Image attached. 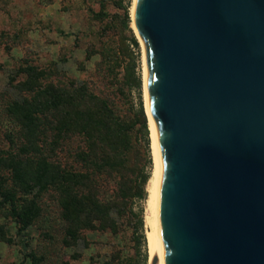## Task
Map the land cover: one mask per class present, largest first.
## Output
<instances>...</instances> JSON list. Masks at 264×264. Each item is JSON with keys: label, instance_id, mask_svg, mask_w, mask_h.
<instances>
[{"label": "water", "instance_id": "95a60500", "mask_svg": "<svg viewBox=\"0 0 264 264\" xmlns=\"http://www.w3.org/2000/svg\"><path fill=\"white\" fill-rule=\"evenodd\" d=\"M158 160L152 264H264V0H137Z\"/></svg>", "mask_w": 264, "mask_h": 264}, {"label": "rangeland", "instance_id": "374dc122", "mask_svg": "<svg viewBox=\"0 0 264 264\" xmlns=\"http://www.w3.org/2000/svg\"><path fill=\"white\" fill-rule=\"evenodd\" d=\"M133 3L0 0V264H150L144 216L154 157L145 49L132 28ZM57 80L85 81L101 94H111L114 88L125 93L120 107L135 115L137 128L141 126L129 153V213L125 216L111 210L104 223L93 215L89 225L83 223L86 215L74 205L84 201L76 197L68 204L64 177L57 190L46 183L52 162L64 171L72 161L62 153L56 159L60 164L51 160L54 152L49 151L43 136L37 143L42 151L32 152V156H49V167L35 165L31 175L22 172L27 169L23 154L28 157L31 153L28 144L32 133L41 127L26 128L19 110L35 102L36 89H47ZM143 119L146 128L142 127ZM73 166L81 168V164ZM42 168L48 170L43 172ZM135 187H139L138 192ZM104 189L108 194L113 190L112 185ZM21 211L28 215L24 228L16 215Z\"/></svg>", "mask_w": 264, "mask_h": 264}, {"label": "trees", "instance_id": "16d2710c", "mask_svg": "<svg viewBox=\"0 0 264 264\" xmlns=\"http://www.w3.org/2000/svg\"><path fill=\"white\" fill-rule=\"evenodd\" d=\"M134 43L137 44L135 40ZM48 75L51 77L52 73L49 72ZM109 81L107 83L110 85L112 82ZM33 94L35 102L21 107L19 116L23 117L21 122L26 128H41L32 133L28 144L31 153L28 157L24 153L22 157L27 169L22 172H29L31 175L35 165L49 167V156L39 159L32 156V152L39 154L42 151L37 143L40 141L39 136H43L49 151L54 152L51 160L60 164L56 159L57 154L62 153L68 161H72L63 168L64 171H60L58 165L52 162L50 172L46 169V183L54 191L59 189V180L64 177L63 193L68 204L73 203L76 197H81L84 201L74 205L75 209L79 206L82 213H85L83 223L89 225L91 215L97 217L100 224L104 223L109 220L108 212L111 210H118L121 215L125 213L124 216L129 213L126 200L129 196V153L134 149L132 141L134 142L141 126L137 128L135 115L127 114L120 107L119 103H123L125 93L120 88H114L111 89V94H101L95 92L85 81L69 80L61 83L57 80L51 81L49 88L36 89ZM34 115L37 118L34 119ZM29 119H33V122ZM34 120L39 122L36 124ZM142 127L146 128L144 119ZM44 141L41 140V143ZM76 163L81 164V168H75L73 164ZM42 170L46 172L45 169ZM147 179L145 176L142 183L145 184ZM109 185H112L113 190L108 194L104 188ZM134 189L139 191V187ZM64 210L67 212V207ZM66 214L64 216H68ZM16 215L23 228L27 226V213L21 211ZM68 221L70 220L67 219Z\"/></svg>", "mask_w": 264, "mask_h": 264}, {"label": "bare ground", "instance_id": "6f19581e", "mask_svg": "<svg viewBox=\"0 0 264 264\" xmlns=\"http://www.w3.org/2000/svg\"><path fill=\"white\" fill-rule=\"evenodd\" d=\"M136 4H137V0H134L132 12H131L132 28L134 29L135 32H136V29L134 26V13H135ZM137 36H138V34H137ZM145 72H146V70L144 71V77L146 78ZM148 116H149V114H148ZM150 128H151L152 153H153V157H154V169H153L152 176H151V178L147 184V188H146L147 193H148V198H147L146 204H145L144 222H145V227H146V238H147L148 248H149V262H150V264H152L153 259L154 258L157 259L159 248H160V245H161L162 241L164 240V238L159 237L158 230H157L156 200H157V195H158V193H157V188H158V160H157V156H156V143H155V135L153 132L152 123H151ZM156 264H158V262Z\"/></svg>", "mask_w": 264, "mask_h": 264}]
</instances>
